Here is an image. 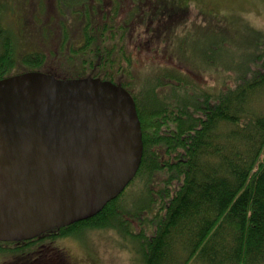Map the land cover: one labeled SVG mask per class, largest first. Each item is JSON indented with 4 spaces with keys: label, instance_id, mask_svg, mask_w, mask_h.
I'll use <instances>...</instances> for the list:
<instances>
[{
    "label": "trees",
    "instance_id": "trees-1",
    "mask_svg": "<svg viewBox=\"0 0 264 264\" xmlns=\"http://www.w3.org/2000/svg\"><path fill=\"white\" fill-rule=\"evenodd\" d=\"M44 1V25L32 20L35 1L26 7L40 42L34 51L17 54L13 33L0 25V79L19 64L17 73L74 68L119 83L136 102L144 142L126 189L61 236L113 227L137 243L147 264H264V37H230L200 11L205 27H183L208 36L209 55L198 62L178 50L177 29L191 19L193 0H61L63 15ZM219 33L230 50L215 53ZM133 42L140 57L171 47L180 67L159 70L156 84L151 77L136 83ZM203 68L215 87L197 82ZM160 86L164 96L154 91ZM15 244L0 242L6 263L28 257V247Z\"/></svg>",
    "mask_w": 264,
    "mask_h": 264
},
{
    "label": "water",
    "instance_id": "water-1",
    "mask_svg": "<svg viewBox=\"0 0 264 264\" xmlns=\"http://www.w3.org/2000/svg\"><path fill=\"white\" fill-rule=\"evenodd\" d=\"M143 154L136 102L121 84L39 70L0 79V242L95 216Z\"/></svg>",
    "mask_w": 264,
    "mask_h": 264
},
{
    "label": "rangeland",
    "instance_id": "rangeland-1",
    "mask_svg": "<svg viewBox=\"0 0 264 264\" xmlns=\"http://www.w3.org/2000/svg\"><path fill=\"white\" fill-rule=\"evenodd\" d=\"M34 1L36 3L34 8L30 9L32 20L39 26L41 24L44 25L46 23L42 22L48 11L44 0H0V25L8 30L10 29L13 33L15 37V52H17V54L32 52L35 48H38V44L40 43L36 41L38 39L35 35V27L28 24L30 23V14H25L26 7L33 5ZM52 1L55 11L63 15L60 9V7H63L61 0ZM192 3L190 8L191 19H188L185 24L179 27L180 29H177L178 34H182V47L178 49L181 55L186 56L189 53L193 55L196 58L195 61L198 62L209 55L208 36L206 37V34L183 30V27L192 26L193 28H202L206 26L200 11L210 20L209 23H214V27L217 31L220 30L218 28H226V31L228 29L229 33L232 32L230 37L237 35V32H246V39L249 42L251 40L256 41V38L259 39V34L262 35L260 39L263 40L264 0H193ZM148 4L147 2L145 6ZM254 29L260 33H257ZM219 35L220 38L218 36L214 37L215 41L218 43L215 53H217L218 50H223L225 52L230 50L222 43V33H219ZM34 39L36 40L34 41ZM244 43L245 41L242 42V45ZM135 44L136 42H133L130 45V49L134 51L133 57L136 64L131 74L135 78L136 83L143 81L145 77H151L150 79L153 84H156L155 81L160 78V76L156 75L159 70L167 69L168 72L170 71L169 73H174L172 71L180 67L178 65V58L172 57L173 52L171 47L164 48L163 45H161L159 54L153 51L143 52L140 57L139 54L136 53ZM65 58L67 57L65 56ZM228 59L230 60L229 62L232 61L230 58ZM19 66L18 64L16 68L9 70L10 76L18 74L17 72H19L21 67ZM197 69L198 67L195 65V72H197ZM52 70L56 71L54 67ZM203 70V77L197 82L205 85L206 88L215 87L216 81L211 75V72L205 68H203ZM73 72L77 71L74 70V68L65 71L59 67L58 71L54 73L60 78H82L91 76H79V74L75 75ZM182 72L188 74L186 69H183ZM194 78L195 77L192 75V79ZM160 87H158V90L154 89V91L164 96V92H167V87ZM53 230L54 229L50 231ZM59 241L61 242H59L61 246L66 247L70 254L78 260L79 264H147L137 243L125 237L121 231L113 227L83 231L80 234H76L69 238H62ZM5 253L6 250H0V264H16L17 261L28 260L25 254L20 253L17 255L21 256V258H18L17 261L14 258H9L10 261L6 263V258L2 257ZM12 255L16 256V254ZM190 264L205 263L195 261Z\"/></svg>",
    "mask_w": 264,
    "mask_h": 264
},
{
    "label": "flooded vegetation",
    "instance_id": "flooded-vegetation-1",
    "mask_svg": "<svg viewBox=\"0 0 264 264\" xmlns=\"http://www.w3.org/2000/svg\"><path fill=\"white\" fill-rule=\"evenodd\" d=\"M62 228L54 229L46 235L31 240L16 242L17 246L28 247V260L16 264H79L67 248L60 244V239L72 237L61 236ZM50 235H55V238Z\"/></svg>",
    "mask_w": 264,
    "mask_h": 264
}]
</instances>
